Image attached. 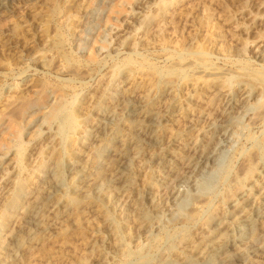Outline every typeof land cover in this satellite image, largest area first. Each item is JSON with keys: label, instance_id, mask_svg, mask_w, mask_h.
Masks as SVG:
<instances>
[{"label": "rangeland", "instance_id": "374dc122", "mask_svg": "<svg viewBox=\"0 0 264 264\" xmlns=\"http://www.w3.org/2000/svg\"><path fill=\"white\" fill-rule=\"evenodd\" d=\"M259 1L0 0V264L199 260L214 220L228 224L233 217L230 198L236 187L254 178L253 165L248 169L246 164L264 141V13L257 10ZM241 83L253 92L260 87V95L252 93L244 111L230 121L215 169L202 177L210 175L211 182L203 179L209 189L199 194L183 184L172 209L155 211L146 201L157 189L152 174L137 173L130 162L132 175L124 193L100 189L95 196L82 195L86 176L78 170L91 173L94 165L101 167L106 153L130 128L129 111L106 117L121 99L150 110L165 100L170 86L167 100L179 114L170 108V120H158L156 131L163 138H179L183 121L214 120ZM78 108L82 110L74 120ZM104 120L112 133L87 158L86 145ZM48 193L49 202L65 215L62 221L37 232L33 240H16L30 201ZM193 194L200 196L192 201ZM199 198L203 203L195 209ZM140 219L147 220L142 227ZM232 249L236 252L238 245ZM262 259L248 257L243 264H264Z\"/></svg>", "mask_w": 264, "mask_h": 264}, {"label": "bare ground", "instance_id": "6f19581e", "mask_svg": "<svg viewBox=\"0 0 264 264\" xmlns=\"http://www.w3.org/2000/svg\"><path fill=\"white\" fill-rule=\"evenodd\" d=\"M257 5H258L257 10L259 12L264 13V9H263L264 0H260ZM1 7H3L2 2H0V9H1ZM262 44H263V42H262ZM259 45H261V44H259ZM262 50L264 51V49H262ZM106 83H107V81H106ZM124 86H123V88H124ZM239 86L240 87H239L238 92L236 93L235 96L230 97L229 99H227V101L225 98V101H223V103L225 102L224 107L220 111H217V113L214 115V120H212V121L208 120V116L206 118H202L203 123H201L202 127H200V128H198L196 126L197 122L195 123V120L193 121L192 119H186V118H185L186 119L185 121L182 120L185 123L183 124V127L181 129L182 135L179 138H174V137L173 138H169V137L163 138V137L158 136L157 135L158 132L156 131V129H157L156 126L158 124V120H165V121L170 120L171 111L172 110L175 111L173 104L167 100L168 93L170 92V90H173V89H171L170 86H168L165 89V93H166L165 100H162V98H161V100L159 101L160 105H158L157 107L150 109V110H147V109L146 110H139L138 109V107H139L138 102H137V106L135 104L131 105L132 102L130 104L128 102H126V99L124 97H126L125 95H127L126 94L127 91L125 90V92L123 94L124 99H121L122 101L119 100L121 102L118 105H116V103H115V105H116L114 108L115 111L112 110L113 112H111V110H110L111 113H107L106 117H107V119L110 118L113 113H116V110L129 111V116L131 118L130 124H129L130 128L128 126V128H126L127 130L125 131V134L123 136H121L118 140L116 139L117 141L115 142L113 147L106 153L103 162L101 161L102 162V164L100 165L101 167H98L99 165H94V167L91 168L93 170V172L91 171V173L85 172L83 167H81V169L78 170L77 173L79 175H85L86 176V178L82 181L83 182L82 183V190H83V192H85L82 195L85 196V195H89L90 193L93 194V192L99 191L100 189H107L110 191V194L112 193L115 195H120V194L124 193L126 191V181H127L128 177L130 176V174L132 173V171L129 168L130 162L135 163L137 173L138 172L140 173L142 170H146V171L148 170L152 174V179H153V181H155V183L157 185V189H156V192L154 194L152 192V195L146 196V201L149 203V205L151 207L150 209H153L155 211H161L162 209H166L167 207L171 208V203L173 201V198L175 197L177 191L182 188L183 184H185L189 188H193V190L197 188L199 194L203 193V191L206 188L209 189L207 185H208V181L210 179L208 177L210 175L207 176V178H208L207 182H206V180L205 181L203 180V179H207V178L206 177L202 178V177L205 176V174H206L205 172L209 168H213L215 166L216 160L219 157V156H217L218 151H219L218 149H219V147L222 146L223 142L221 140H223L225 138V136H227L226 135L227 131L229 130L230 125H231L230 121H232V119H234L236 117V114H239V113L244 111V108L246 107V103L249 101L251 94L252 93L258 94L259 89H260V87H256V90H254V92H253L252 88H250V86H248L245 83H241ZM126 87H127V85H126ZM263 88L264 87H262L261 90ZM262 93H264V89H263ZM128 95H130V94H128ZM259 95H260V93H259ZM133 96H131L130 98H132ZM142 97H143V95H142ZM172 98H173V96H172ZM170 99H171V97H170ZM221 100H222V98H221ZM130 101H131V99H130ZM176 104H178V103H176ZM86 105H87V102H86ZM170 108H173V109L171 110ZM140 109H141V107H140ZM169 109L171 111H169ZM81 110L82 109H80V108L74 109V111H73L74 120L80 115ZM215 112H216V110H215ZM120 113H121V111H120ZM174 114L176 116L179 113L177 111H175ZM251 114H252V112H251ZM261 115L262 114H260V116ZM254 116H255V114H254ZM263 116H261V118ZM117 117H118V115H117ZM173 118L175 119V117H173ZM103 119H104V117H103ZM259 119L260 118H258L257 121L261 120V119L260 120ZM111 120H113V119H111ZM119 120H120V118H119ZM182 121H180V122H182ZM200 121H202V120H200ZM249 121H250V119H248V123H249ZM172 123H170V124H172ZM197 124L201 125L199 123H197ZM110 125H109L107 120L101 121L100 123H98L96 125V127L93 130L94 133L90 139V142L88 145H86L85 154H86L87 158H88V156L92 157V154H94V152H95L94 149H95L96 145H100L101 143L106 141L107 138H109V135L112 133V127ZM180 125H182V124H180ZM196 127L198 128L199 132L194 135L193 131L197 130ZM175 136H177V135H175ZM263 140H264V138H263ZM97 147H99V146H97ZM255 148H256V150H254L253 154L250 155V158L248 159V162L246 164L248 166V169L250 167L253 169V167H254V169H255L254 178L250 179L247 185L241 186V187H239V186L236 187V192L230 198V201L228 203V206L230 208H232V211L234 212L233 217L231 216L230 221H227L228 224H226V222L223 223V221L216 218L214 220L215 222H213V224H212V228L209 230L211 232L210 233L211 237H209V240H207L205 248H203L202 250H200L201 248H199L200 254H197V255H199L198 256L199 260L198 261H196V260L190 261V262H186L183 264H243V262L246 261V259L248 257L251 258V257L256 256V255H263L262 260L264 261V141H261ZM221 151L222 150H220V152ZM223 151H224V148H223ZM93 158H94V156H93ZM94 159H96V158H94ZM245 161L243 163H245ZM93 163L95 164L96 162H93ZM93 163H91V164H93ZM252 165H253V167H252ZM96 167H97V170L94 171V168L96 169ZM213 169H215V168H213ZM87 170H89V169H87ZM239 170H241V169H239ZM243 170H245V169L242 168V171ZM143 172H145V171H143ZM239 173H241V172H239ZM141 175H143V174L141 173ZM242 175H243V173L241 174V176ZM136 176H137V174H136ZM200 180H203V181H200ZM210 182H211V179H210ZM257 182H261V183L258 184ZM106 193H108V192H106ZM146 193H147V190H146ZM182 193H183V191H182ZM199 194H198V196L193 194L196 197H194L192 195L193 196L192 201L194 198L199 197L200 196ZM50 195L51 194H49V193L45 194L43 196L40 195V197L34 198L33 201H30L31 202L30 203L31 209L27 213V215L25 216V219H23V224L19 230V232H21V233H20V235H18L15 238L16 240L20 239L21 237H26L27 239L33 240L37 232L52 230V229L56 228V226L60 223V221H62L61 219H63V218H61V216L63 214L59 213L58 207H56V205L54 204L55 202L53 204H51L49 202L50 197H51ZM93 195L95 196V194H93ZM132 195H136V194H132ZM80 197H81V195H80ZM135 197H137V196H135ZM139 197H141V196H139ZM201 197H203V196L201 195ZM117 198H119V197H117ZM125 198H127V197H125ZM204 199H207V198H204ZM204 201H206V200H204ZM134 202H135V200H134ZM194 202L193 203H194L195 209H196V207L198 208V205H200L201 202L203 203V201L200 198L195 199ZM65 204H67V203H65ZM127 208H128V205H127ZM131 208H132V206H131ZM142 208H143V206H142ZM145 208H143V209H145ZM148 208H149V206H148ZM61 209H62V207H61ZM190 209H192L191 206H190ZM133 210L135 211V209H133ZM64 211H66V210H64ZM64 211H63V213H64ZM130 211H132V210H130ZM145 212H147V211H145ZM96 213H98V212H96ZM192 213H193V211H192ZM68 214L66 213V215H68ZM136 214L134 213V216H136ZM99 215H102V214H99ZM64 216L65 215H63V217ZM96 216L98 217V215H96ZM140 217H141V215H140ZM66 219H68V218L66 217ZM145 219L139 220L138 224H140L141 227L146 223L147 220L145 221ZM222 228H226V230L230 233L228 235H224ZM201 232H202V230H201ZM236 245H238L239 249L234 253L230 252V250L233 247H235ZM232 250H235V249H232ZM10 251L11 250H9V252ZM197 253H199V252H197ZM160 260H162V259H160ZM14 261L16 262V260H14ZM156 261H157V259H156ZM1 262H2V260H1Z\"/></svg>", "mask_w": 264, "mask_h": 264}]
</instances>
